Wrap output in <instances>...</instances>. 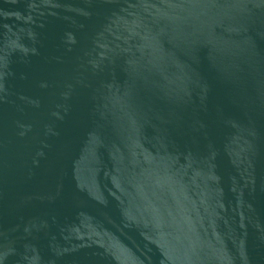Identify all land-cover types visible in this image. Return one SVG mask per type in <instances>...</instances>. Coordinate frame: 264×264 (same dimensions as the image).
<instances>
[{
	"label": "water",
	"instance_id": "obj_1",
	"mask_svg": "<svg viewBox=\"0 0 264 264\" xmlns=\"http://www.w3.org/2000/svg\"><path fill=\"white\" fill-rule=\"evenodd\" d=\"M0 264H264V0H0Z\"/></svg>",
	"mask_w": 264,
	"mask_h": 264
}]
</instances>
